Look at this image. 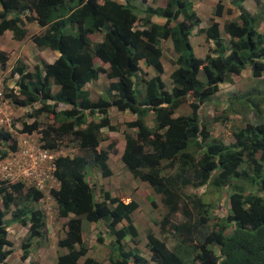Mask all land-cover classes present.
Instances as JSON below:
<instances>
[{"label":"trees","instance_id":"16d2710c","mask_svg":"<svg viewBox=\"0 0 264 264\" xmlns=\"http://www.w3.org/2000/svg\"><path fill=\"white\" fill-rule=\"evenodd\" d=\"M230 1L237 11L235 17L224 18L226 7L218 0L207 25L198 28L213 44L200 58L190 41L202 21L192 0H165L160 7H152L147 0H0V35L10 31L20 41L27 36V24L36 22L44 30L30 35L32 42L58 52L54 61L36 63L32 71L21 63L10 70L11 77L17 76L15 88L3 84L8 88L4 96L17 106L31 108L15 131L39 133L44 149L75 144L82 152L54 162L59 187L50 194L60 216L67 218L65 235L58 240L65 252L57 256V264H78L81 257V264H103L87 255L83 220L96 223L108 235L109 264H130L131 259L133 264H264V118L258 117L264 112V29L257 30L258 16L243 9V0ZM254 1L259 4L260 0ZM95 33L103 36L94 43L90 36ZM162 40L172 43L175 54L170 89L160 76L165 71ZM94 58L109 67L96 66ZM8 60L9 54L0 50V68ZM140 62L157 74L140 75ZM245 68L258 85L237 95L257 116L249 117L245 127L232 133L233 143L225 144L211 138L199 109L211 101L220 84ZM100 74L113 81L104 95L93 100L85 85ZM186 99L191 112L175 115ZM110 108L135 115L126 125L136 128V137L124 134L121 159L134 177L161 195L167 208L159 227L173 247L166 238L148 231V259L126 251L123 245L127 238L135 242L139 236L132 218L138 203L125 193L112 195L101 187L97 199L95 188L85 179L90 164L103 176L111 174L109 153L98 149L104 139L101 130L118 129L110 122ZM43 114L50 119L44 124L38 120ZM148 114L153 115L152 127L145 121ZM218 118L226 124L224 113ZM107 147L113 149L114 143ZM16 148L12 133L0 128V160L7 157L8 149ZM232 179L241 184L231 183ZM188 184L215 190L231 187L224 217L212 221L213 204L186 193ZM23 188L21 181L0 185V264H7L12 254L6 249L11 245L7 238L10 223L30 224L27 243L41 236L46 224L42 210L31 204L42 198L41 191L29 187L24 192ZM177 212L184 220L176 224L171 216ZM9 213L11 221H6ZM96 240L103 243L104 239L98 235ZM27 254L28 249L21 258Z\"/></svg>","mask_w":264,"mask_h":264},{"label":"rangeland","instance_id":"374dc122","mask_svg":"<svg viewBox=\"0 0 264 264\" xmlns=\"http://www.w3.org/2000/svg\"><path fill=\"white\" fill-rule=\"evenodd\" d=\"M122 1V0H119ZM140 1V0H137ZM218 0H192L193 7L197 9L198 16L201 18V24L206 26L209 18L212 16L214 5ZM264 3V0L260 2ZM147 4L152 7H160L165 4V0H147ZM225 5V17L231 18L237 13L235 7L230 0H223ZM243 3V2H242ZM256 3L254 0H246L243 5L245 9H249L252 13L258 14V11L263 9L262 3ZM230 12L227 13V10ZM264 15V10H262ZM259 17L261 14H258ZM154 21L161 22L163 19L153 17ZM259 26V24H258ZM43 28L39 27L36 22L27 24V36L22 40H14L10 31L4 32L0 36V46L9 54V60L4 68H0V128L6 129L12 133V136L17 140V148L14 151H8L7 157L0 160V185L6 182L21 181L24 184L23 191L25 192L29 187L41 191L42 198L38 202L31 204L42 210L45 217V227L42 229V235L32 238L30 243L27 236L29 235L30 224L21 225L19 223H10L7 227V238L11 245L6 249H11L12 254L8 258L7 264H57V256L65 252L64 248L59 247L58 240L65 235L67 218H63L59 214L58 206L55 199L50 194V190L58 188L59 183L54 176V160L57 157L64 155L81 154V150L74 145H62L57 150H44L40 140V134L33 132L32 134L19 133L18 130L22 127V120L27 115L31 108L21 107L15 105L11 100L4 96L8 88L14 86L17 76L11 77L10 70L15 65L21 63L26 70H33L36 63L52 62L57 57L56 51L49 48L40 49L30 39V35L35 33H42ZM102 33H95L90 36L92 42H98L102 39ZM226 38V35H224ZM194 52L199 57H204L208 53L209 48L213 47L211 42L198 34L193 33L190 37ZM162 47V63L164 66V73L161 78L166 83L168 89L171 88V81L169 73L174 68V56L171 42L168 40L161 41ZM96 66L100 65L108 67L101 62L99 58H94ZM142 72L146 78L155 76L157 73L152 67H146L140 62ZM146 73V76H145ZM110 80L104 74H100L98 79L87 84L86 89L89 91L93 100H96L100 95H104V90L108 86ZM5 84L8 88L5 89ZM257 81L253 80L249 68H245L239 75H233L229 82L222 84L219 91L211 98L202 104L199 109L201 118L206 122L208 130H210L211 138L220 139L225 144L233 143L234 139L232 133L245 127V124L250 121L249 117H256L254 110L249 109L248 106L240 99L237 94L244 93L253 87H257ZM53 92L57 90V86L53 85ZM189 101L180 105L176 110L175 115H188L190 111ZM34 107H38L35 104ZM264 109V105L262 106ZM238 112V113H235ZM224 113L227 118L225 124L224 120L216 117L222 116ZM109 117L112 125L118 127L117 131L110 132L106 128L101 130V137L104 138L98 149H104V152L109 153L108 164L112 171L110 176H102L98 168L87 165L86 179L95 188L96 198L100 199V187L109 191L112 195L127 194L130 198L138 203V208L133 212V222L138 230L137 241L132 242L129 238L123 243L126 251H135L142 257L148 259L149 251L146 246L148 231L152 232L159 238L167 239L170 247H173L172 240L169 235L160 231L159 222L167 213V208L161 201V195L146 182L139 181L134 177L126 165L121 160L120 146L124 144V134L128 133L136 137V128H130L126 125L127 122L135 119V115L129 111H117L115 108L109 109ZM264 118V112L260 114ZM30 120V119H29ZM43 124L49 122L48 114H43L38 119ZM98 120V117L94 118ZM146 124L149 127L153 126V116L148 114L145 118ZM15 128H13V126ZM112 142L114 148L109 149L107 145ZM191 151L198 153L195 147H191ZM258 157V156H257ZM169 172V171H168ZM191 176V173H190ZM241 184L237 179H232L231 183ZM230 183V184H231ZM247 186V184H243ZM231 186V185H230ZM186 193L195 194L199 196L204 202H210L214 206V213H212V221L224 217L225 211L229 208L228 193L231 187L225 186L219 190H215L213 186L194 187L187 185L184 189ZM151 200L154 205H152ZM0 204L2 200L0 199ZM6 221H11V214L5 216ZM184 218L180 212L171 216V221L180 223ZM83 226V241L88 249V256L94 257L103 264H109V237L104 230H100L96 223H90L86 220L82 222ZM121 224H119V227ZM98 235L103 236V243H99L96 238ZM216 251L218 247L212 245ZM28 249V254L25 259L21 258L24 250ZM189 257V256H187ZM83 257L79 259L78 264H81ZM131 259L130 264H133Z\"/></svg>","mask_w":264,"mask_h":264},{"label":"clouds","instance_id":"9594fccd","mask_svg":"<svg viewBox=\"0 0 264 264\" xmlns=\"http://www.w3.org/2000/svg\"><path fill=\"white\" fill-rule=\"evenodd\" d=\"M223 1V0H222ZM243 2V1H242ZM261 3V2H260ZM259 3V4H260ZM258 4V5H259ZM241 6L243 7V5H242V3H241ZM244 10H246L247 12H249L247 9H245V7L243 8ZM197 10V9H196ZM251 14V13H250ZM259 14H261L262 15V13L261 12H259ZM251 15H253V14H251ZM253 16H258V21H259V26L257 27V30H259V31H262L263 29H264V26L262 25V23H261V21L259 20L260 19V17H259V15L257 14V15H253ZM234 17V16H233ZM218 19H216V17H215V20L216 21H218L220 24H222L223 22H222V19H220L219 17H217ZM202 22V21H201ZM203 25L200 23L199 25H198V27L197 28H195L194 30H193V32H192V34L193 33H198V34H200V35H202L204 38H205V36L202 34V33H200L199 31H198V28H200V27H202ZM191 34V35H192ZM224 37V36H223ZM206 40V39H205ZM208 41V40H207ZM208 42H211V41H208ZM212 43V42H211ZM193 46V45H192ZM193 51H194V48H193ZM195 53V52H194ZM196 55V54H195ZM206 55V54H205ZM197 56V55H196ZM199 57V56H198ZM200 58H203V57H200ZM102 62V61H101ZM109 67V66H108ZM107 67V68H108ZM161 76V75H160ZM231 78H232V76H231ZM98 79V78H97ZM96 79V80H97ZM108 79V78H107ZM109 80V79H108ZM95 81V80H94ZM110 81H113V80H110ZM93 82V81H92ZM91 83V82H90ZM87 84H89V83H87ZM86 84V85H87ZM222 84H225V83H222ZM222 84H220V86L222 85ZM86 85H85V87H86ZM220 86H219V89H220ZM219 91V90H218ZM216 94V93H215ZM116 109V108H115ZM117 110V109H116ZM118 111V110H117ZM125 111H128V110H125ZM152 115V114H151ZM153 116V115H152ZM62 145H60V147H61ZM74 146H75V144H74ZM108 146V145H107ZM59 147V148H60ZM44 149V148H43ZM58 149V148H57ZM57 149H44V150H57ZM77 155V154H76ZM64 156H70V155H64ZM74 156V155H73ZM60 157V156H59ZM59 157H57V158H59ZM62 157V156H61ZM56 158V159H57ZM108 160H110L109 158H108ZM108 160H107V164H108ZM122 160V159H121ZM54 162H55V160H54ZM124 163V162H123ZM55 164V163H54ZM91 165V164H90ZM108 166H109V164H108ZM95 167V166H94ZM97 168V167H96ZM110 168V167H109ZM128 169V168H127ZM54 170H55V165H54ZM99 170V169H98ZM111 170V169H110ZM87 171V170H86ZM100 171V170H99ZM101 172V171H100ZM130 172V171H129ZM54 173V172H53ZM111 173H112V171H111ZM131 173V172H130ZM102 174V173H101ZM132 174V173H131ZM111 175V174H110ZM109 175V176H110ZM103 176V175H102ZM104 177H106V176H104ZM85 179H86V172H85ZM139 181H141L139 178H137ZM142 182H144V181H142ZM147 183V182H146ZM149 184V183H148ZM150 185V184H149ZM188 185H191V184H188ZM151 186V185H150ZM191 186H193V185H191ZM186 187V186H185ZM196 188V187H195ZM185 189V188H184ZM189 194V193H188ZM195 195V194H194ZM181 213V212H180ZM63 218H65V217H63ZM83 222V221H82ZM90 223H92V222H90ZM82 228H83V226H82ZM82 233H83V231H82ZM82 258V257H81ZM84 258V257H83ZM94 258V257H93ZM96 259V258H95ZM79 261V260H78ZM82 263V262H81Z\"/></svg>","mask_w":264,"mask_h":264},{"label":"crops","instance_id":"0c3cea01","mask_svg":"<svg viewBox=\"0 0 264 264\" xmlns=\"http://www.w3.org/2000/svg\"><path fill=\"white\" fill-rule=\"evenodd\" d=\"M245 1L246 0H243V3H245ZM243 3H242V5H243ZM261 3H262V5L264 6V3L261 1ZM254 4H256V3H254ZM245 6L243 5V8H244ZM248 11H249V13H251V14H253V15H257V14H255V12L254 13H252L249 9H247ZM262 10H264V7H263V9ZM262 10L260 11H258V14H259V12H262ZM236 15H237V13H235ZM236 15H234V17L236 16ZM153 19V18H152ZM160 19V18H159ZM216 19H218L217 17H216ZM260 21H261V23H262V25L264 26V15H261L260 16V19H259ZM154 21V20H153ZM155 22H157V21H155ZM163 22V21H162ZM4 34V33H3ZM2 34V35H3ZM1 36V35H0ZM12 41L13 42H16L15 41V39L13 40L12 39ZM18 41V40H17ZM171 45H172V43H171ZM0 50H3V51H5V49H3L1 46H0ZM6 52V51H5ZM56 54L58 55V52L56 51ZM107 66H109V64L108 63H105ZM106 68V67H105Z\"/></svg>","mask_w":264,"mask_h":264}]
</instances>
